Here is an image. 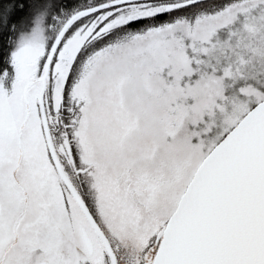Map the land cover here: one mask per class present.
<instances>
[{
	"label": "snow or ice",
	"instance_id": "6c2138e0",
	"mask_svg": "<svg viewBox=\"0 0 264 264\" xmlns=\"http://www.w3.org/2000/svg\"><path fill=\"white\" fill-rule=\"evenodd\" d=\"M0 264H264V0H0Z\"/></svg>",
	"mask_w": 264,
	"mask_h": 264
}]
</instances>
